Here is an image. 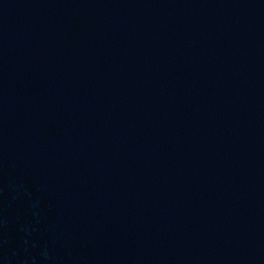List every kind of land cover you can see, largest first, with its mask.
Masks as SVG:
<instances>
[{
  "label": "water",
  "instance_id": "obj_1",
  "mask_svg": "<svg viewBox=\"0 0 264 264\" xmlns=\"http://www.w3.org/2000/svg\"><path fill=\"white\" fill-rule=\"evenodd\" d=\"M0 264H264V0H0Z\"/></svg>",
  "mask_w": 264,
  "mask_h": 264
}]
</instances>
